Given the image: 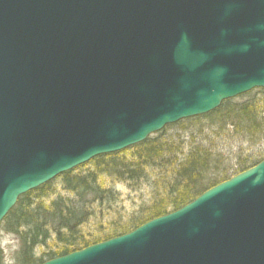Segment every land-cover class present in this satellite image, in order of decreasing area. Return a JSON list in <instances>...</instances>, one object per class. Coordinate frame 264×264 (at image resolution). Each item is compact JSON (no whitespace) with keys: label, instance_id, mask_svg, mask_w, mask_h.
Listing matches in <instances>:
<instances>
[{"label":"water","instance_id":"95a60500","mask_svg":"<svg viewBox=\"0 0 264 264\" xmlns=\"http://www.w3.org/2000/svg\"><path fill=\"white\" fill-rule=\"evenodd\" d=\"M264 89V0H0V225L18 199ZM44 264H264V160Z\"/></svg>","mask_w":264,"mask_h":264},{"label":"trees","instance_id":"16d2710c","mask_svg":"<svg viewBox=\"0 0 264 264\" xmlns=\"http://www.w3.org/2000/svg\"><path fill=\"white\" fill-rule=\"evenodd\" d=\"M234 134L252 141L263 136L264 90L167 126L142 144L97 157L21 196L0 226V237L10 234L18 243L13 264H43L130 233L264 160L261 151L227 166L217 143ZM108 181L127 185L133 192L146 186L147 198L123 219L121 194ZM103 212L107 219L111 215L115 219L107 227L100 219ZM0 264H6L1 242Z\"/></svg>","mask_w":264,"mask_h":264},{"label":"rangeland","instance_id":"374dc122","mask_svg":"<svg viewBox=\"0 0 264 264\" xmlns=\"http://www.w3.org/2000/svg\"><path fill=\"white\" fill-rule=\"evenodd\" d=\"M173 132H175V130ZM235 134L227 138L226 141L219 138L220 140L217 143V149L221 151L227 166H235L239 161H242L241 159L248 158L254 153L264 151V134L259 139H253V141L246 136H235ZM112 184L115 185V190L121 194V205L125 208V211L122 212L120 216L123 219H127L129 214L136 209L140 200L147 198L148 189L146 186H143L141 191L133 192L127 185L118 184L115 181H113V183L108 181V185ZM60 187L61 186L57 187V191L61 190ZM100 219L103 220L104 226L107 227L110 225L113 215L107 219V214L103 212ZM114 220L115 219H113V221ZM92 228L93 227L90 229L93 230ZM0 242L4 251L6 264H13L14 254L18 249L16 238L13 235L1 233ZM41 251V249L38 250V252Z\"/></svg>","mask_w":264,"mask_h":264}]
</instances>
